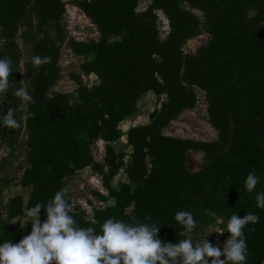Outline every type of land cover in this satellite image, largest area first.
<instances>
[{"label":"trees","instance_id":"1","mask_svg":"<svg viewBox=\"0 0 264 264\" xmlns=\"http://www.w3.org/2000/svg\"><path fill=\"white\" fill-rule=\"evenodd\" d=\"M148 1L139 10L141 0H72L100 37L88 42L71 39L69 48L83 57V74H93L98 81L88 86L81 76H75L76 88L49 94L48 88L60 77L64 35L58 29L59 44L46 27L59 25L65 2L0 0V26L6 27L10 42L0 49V58H10L13 69L2 113L11 107L20 121L16 129L0 128V144L6 143L9 153L23 122L18 98L11 95L20 86L14 36L30 8L40 31L34 42L35 56L47 58L38 67L27 108L30 153L22 183L31 192L26 201L20 195L11 198L9 217H24V210L37 202L42 203L39 215L43 217L47 200L63 188L65 179L91 167L102 177L108 195H97L107 204L94 208L93 220L83 210H70L78 224L98 229L108 217L125 222L148 217L160 226L162 241L176 243L183 238L182 228L174 220L177 211L192 212L196 228L202 222L215 221L214 217L226 222L231 214L254 213L258 221L244 230L246 264H263L264 208L256 207L255 191L246 192L243 181L249 172L255 173L260 178L256 190L264 192V0H187L202 12L204 20L183 7L182 0ZM159 10L169 22L164 38L158 26ZM203 27L211 41L188 58L183 46ZM190 85L205 91L209 119L217 131L214 140L163 132L185 109L196 105L197 95ZM73 92L78 93L80 103L69 106L67 99ZM149 92L156 95L159 107L150 112L147 123L126 131L131 147L126 161L114 143L123 136L121 123L138 110L140 99ZM98 140L105 142L104 163L97 162L91 150ZM191 149L205 155L204 164L195 172H189L186 165ZM122 170L127 179L116 187L113 181ZM30 230L31 225L15 228L0 222V241L16 243Z\"/></svg>","mask_w":264,"mask_h":264},{"label":"clouds","instance_id":"2","mask_svg":"<svg viewBox=\"0 0 264 264\" xmlns=\"http://www.w3.org/2000/svg\"><path fill=\"white\" fill-rule=\"evenodd\" d=\"M46 62V57L38 55L31 60L35 67ZM12 71L11 59L0 58V95L9 91ZM11 95L22 102L32 100L22 84L14 88ZM78 103V93L73 92L67 104ZM14 111L7 107L6 114L0 113V128L13 130L20 127ZM259 179L249 172L243 186L248 193L255 191L256 207L264 208V192L256 190ZM41 207L42 203L37 202L24 210L23 221H31V230L18 242L0 241V264H246L245 226L255 224L259 219L254 213H246L243 217L231 214L226 222L223 217H214L215 226L210 227L206 237L194 241L189 234L196 229L197 221L192 212L180 210L174 213V220L181 226L183 238L168 243L158 237L160 226L148 217L133 222L108 217L98 229L78 224L70 214L63 189L47 200L43 222L39 217ZM213 231L230 234L223 242L222 250L208 240Z\"/></svg>","mask_w":264,"mask_h":264},{"label":"rangeland","instance_id":"3","mask_svg":"<svg viewBox=\"0 0 264 264\" xmlns=\"http://www.w3.org/2000/svg\"><path fill=\"white\" fill-rule=\"evenodd\" d=\"M66 5V12L61 19L59 25L49 24L46 29L48 33L59 42L60 29L64 35L60 46L59 65L61 68L60 77L55 84L48 88L49 94L55 92H67L78 86L75 76H81L85 85L91 86L97 83L98 79L95 75H84L80 64L83 57L75 55L69 48V41L77 39L80 41L98 40L100 35L96 26L84 14V12L75 6L72 0H63ZM149 4L148 0H141L139 10H144ZM183 7L193 10L199 17L204 20L201 11L193 9L187 0H182ZM158 26L161 37H165L169 31V22L167 17L158 11ZM4 25L0 26V49H3L8 42L7 31ZM40 31L38 28V19L33 8H30L27 16L19 23L17 32L15 33V44L20 57V85H24L27 92L33 94L36 77L39 68L32 65L31 60L35 56L34 42L39 38ZM211 41V35L205 27H203L198 35L188 40L184 46V54L190 58L196 54L197 50L206 46ZM196 92L197 103L193 108L185 109L177 118L173 119L164 129L166 135L174 137H182L196 140H214L217 138V131L212 126L209 119L208 102L206 100L205 91L196 85H190ZM164 100V96H162ZM6 93L0 95V113H2L6 105ZM31 102H22L18 99V113L22 119V129L18 135L15 147L9 153L6 143L0 144V222L4 225H11L15 228H23L31 225V221H23L24 217H9V203L11 198L20 195L25 201L29 198L31 187L22 183L24 171L29 166L28 154L30 147L28 145V128H27V108ZM156 107H159V101L155 94L149 92L145 94L138 103V110L126 121L121 123L120 127L123 136L114 143L118 152L125 154V160H129L131 147L127 143L126 131L129 127L144 124L149 121V114ZM94 159L99 163L105 162V142L98 140L91 145ZM205 162V155L198 150H188L187 152V169L189 172H195L201 168ZM127 179L124 171L115 177L114 186ZM66 197L70 200V210H83L86 217L93 220L94 208H102L107 202L102 201L98 197V193L108 195L107 189L102 183V177L91 167L78 170L74 175L65 179L63 188ZM108 203H112L110 200ZM40 219L44 221L46 214ZM21 224V227H20ZM196 231L189 234L194 241L203 239L210 231L211 226H215V221L200 223ZM217 227H222L218 225ZM230 234L225 231L219 234L213 231L209 234V242L221 249V242L228 238ZM220 259H224L223 256ZM211 260V258H209ZM264 264V263H263Z\"/></svg>","mask_w":264,"mask_h":264},{"label":"built area","instance_id":"4","mask_svg":"<svg viewBox=\"0 0 264 264\" xmlns=\"http://www.w3.org/2000/svg\"><path fill=\"white\" fill-rule=\"evenodd\" d=\"M163 15H165V13L162 10H159ZM166 16V15H165ZM168 20V19H167Z\"/></svg>","mask_w":264,"mask_h":264}]
</instances>
